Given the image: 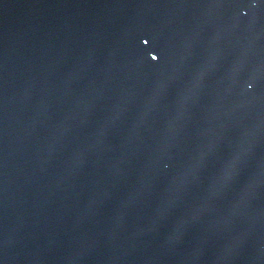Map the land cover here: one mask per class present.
<instances>
[{
    "label": "snow or ice",
    "instance_id": "obj_1",
    "mask_svg": "<svg viewBox=\"0 0 264 264\" xmlns=\"http://www.w3.org/2000/svg\"><path fill=\"white\" fill-rule=\"evenodd\" d=\"M206 71L200 69L183 85L179 97L184 105L197 95ZM166 91L167 86L161 83L150 101V107L161 100ZM251 152L252 147L244 142L237 144L226 138H205L184 158L174 177L172 190L157 209L156 222L166 220L172 213L173 205L178 202L185 209L181 227L204 220L205 214L216 213L225 194L245 171ZM193 191L201 193L198 201L192 200Z\"/></svg>",
    "mask_w": 264,
    "mask_h": 264
}]
</instances>
